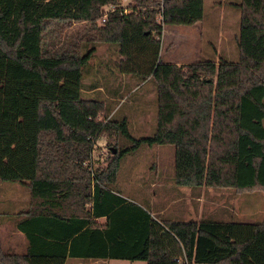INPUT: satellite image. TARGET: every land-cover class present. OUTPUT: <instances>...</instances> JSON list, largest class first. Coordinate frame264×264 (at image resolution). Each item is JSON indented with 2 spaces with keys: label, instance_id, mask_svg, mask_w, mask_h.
<instances>
[{
  "label": "trees",
  "instance_id": "trees-1",
  "mask_svg": "<svg viewBox=\"0 0 264 264\" xmlns=\"http://www.w3.org/2000/svg\"><path fill=\"white\" fill-rule=\"evenodd\" d=\"M115 2L0 0V181L28 191L25 216L15 223L25 250L0 244V264H63L65 256L264 264V215L254 222L155 219L114 189L121 155L145 142L172 146L175 185L264 192V0L237 4L234 61L218 56L184 69L158 59L157 35L165 25L200 21L202 0H131V11L113 10L97 25L101 7ZM101 42L116 46L121 74L152 80L150 135L129 136L125 119H113L104 101L81 96L82 67ZM103 108L105 121L96 117ZM103 131L132 144L111 148L92 170L91 141ZM101 215L102 224L90 218Z\"/></svg>",
  "mask_w": 264,
  "mask_h": 264
},
{
  "label": "rangeland",
  "instance_id": "rangeland-1",
  "mask_svg": "<svg viewBox=\"0 0 264 264\" xmlns=\"http://www.w3.org/2000/svg\"><path fill=\"white\" fill-rule=\"evenodd\" d=\"M130 1L127 0V3ZM234 2L236 0H202L200 21L191 25L162 26L157 35L158 59L186 61L176 64L180 69H184L188 63L208 58L215 61L222 54L225 56L234 54L235 59L236 48L233 36L238 29V9L232 6ZM96 24L98 25V22ZM66 31L69 29H63L60 36L63 37ZM119 57L114 44L108 45L102 42L96 44L93 55L82 67L81 96L104 101L115 111L109 112L113 119H125V131L129 136L138 138L150 135L155 123L154 84L148 77L140 80L137 75L121 74L116 68ZM132 86H135L134 89L129 91ZM120 98L123 99L120 101ZM107 112L108 110L103 108L97 114V119L105 121L109 115ZM262 124L264 125V119ZM131 144L132 141L118 133L100 132L91 141L89 168L94 170L103 167L111 148L115 151L116 147L125 148ZM120 159L114 187L140 202L142 198L152 196L153 192L156 197L158 193L163 192L159 186L149 184L151 180H154L155 184L160 180H168L167 175L159 177L157 172L162 168L173 172V148L170 144L149 145L142 142L135 148L126 150ZM188 188L178 186L176 191H179L180 196L187 197ZM195 197L200 198L199 201L194 202L195 210H198L199 204L205 203L201 208V214L216 220L254 222L264 215V192L258 188L238 192L219 186L199 187L196 189ZM26 198L27 190L22 183L0 181V221L8 216L12 217L0 226V244L9 231L7 227L21 218L26 209ZM207 200L209 205L206 203ZM195 217L197 215L192 214L185 218L195 220ZM10 252L17 251L10 250ZM118 261L113 263L144 264L143 260Z\"/></svg>",
  "mask_w": 264,
  "mask_h": 264
},
{
  "label": "crops",
  "instance_id": "crops-1",
  "mask_svg": "<svg viewBox=\"0 0 264 264\" xmlns=\"http://www.w3.org/2000/svg\"><path fill=\"white\" fill-rule=\"evenodd\" d=\"M238 2H239V0H236V2H234V4H232V6L234 8H237ZM238 16H239V10H238ZM220 56L223 57L224 59H226L227 61H234L237 57V51H236L235 59H234V54L231 56H225L222 54ZM162 62L179 64V63L183 62V60H178V61H176V60H165ZM183 63H186V61H184ZM124 76H127V75H124ZM134 87L135 86H132V88L129 89V91H132L134 89ZM122 99L123 98H120V101ZM112 111H113V109H111V112ZM89 157H90V155H89ZM157 173H158L159 177H164L165 175H167L166 178L168 179L167 181L160 180L156 184H155L154 180H151L149 182V184L151 186H159L161 189H163L162 190L163 192L158 193L157 197L155 196L156 195L155 192H153L152 196L144 197V198H142V202H140L131 196L123 194L122 192H120V190L116 189L115 187H114V189L117 191L116 193L118 195H120L121 197H123L125 200L132 201V202L142 206L143 208H145L149 212V214L152 217H154L155 219L163 218V219H167V220H191V219H186L185 217H189V215H192V214L197 215V217H195V220H198V219L204 218V217H209V216H205V215L201 214V208H202V206H204L205 203L199 204L198 210L197 211L195 210L194 202H195V200H197V201L200 200V198L195 197V192H196L197 188H190L189 187L187 194L190 196H188V195H187V197L180 196L179 191H176L177 190L176 188L178 187V185H175L173 182V172L170 169L165 170L162 168L161 171H159ZM115 179H116V172H115ZM114 183H115V181H114ZM139 188H141L140 184H139ZM110 191L115 193V191L113 189ZM206 203H207V205H209L208 200ZM86 207H87V209H89L90 203H87ZM27 208H28V191H27V198H26V209ZM25 210H24L21 218L25 216ZM202 212H203V209H202ZM178 217H184V218H178ZM10 218H12V217L8 216V218L2 219L0 221V226L3 225L5 221H9L8 219H10ZM21 218H19V219H21ZM90 218L93 219L94 222L99 223V224H102L105 221L104 215L97 216V217L91 216ZM15 223L12 224L10 227H7V229H9V231H7V235L3 238L1 246L3 249H7L6 251H8V252H10V250H12V251H17V252H12V253L22 254L25 250L26 241H25V238H24L22 232L15 228ZM64 228L66 229V227H64ZM64 228L60 227L59 229L62 232V231H64ZM0 242H1V240H0ZM118 260H125V259H120V258H104V259L87 258V259H84L81 257L65 256L63 264H114L113 262H116ZM144 264H145V262H144ZM190 264H195V263L191 262Z\"/></svg>",
  "mask_w": 264,
  "mask_h": 264
},
{
  "label": "built area",
  "instance_id": "built-area-1",
  "mask_svg": "<svg viewBox=\"0 0 264 264\" xmlns=\"http://www.w3.org/2000/svg\"><path fill=\"white\" fill-rule=\"evenodd\" d=\"M158 1L161 4L162 0H158ZM116 9L121 13H127V12L131 11V8L128 6L127 0H116L115 3H107L101 7L100 16H99L97 22L98 23L103 22L106 19L107 14L113 10H116ZM159 18L160 17L158 16L157 19H159Z\"/></svg>",
  "mask_w": 264,
  "mask_h": 264
},
{
  "label": "water",
  "instance_id": "water-1",
  "mask_svg": "<svg viewBox=\"0 0 264 264\" xmlns=\"http://www.w3.org/2000/svg\"><path fill=\"white\" fill-rule=\"evenodd\" d=\"M112 151H114V149H112Z\"/></svg>",
  "mask_w": 264,
  "mask_h": 264
}]
</instances>
